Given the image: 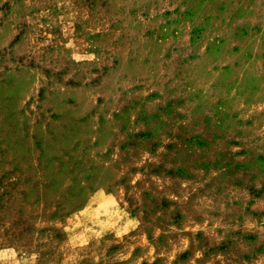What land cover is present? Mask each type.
I'll return each instance as SVG.
<instances>
[{
  "label": "rangeland",
  "instance_id": "374dc122",
  "mask_svg": "<svg viewBox=\"0 0 264 264\" xmlns=\"http://www.w3.org/2000/svg\"><path fill=\"white\" fill-rule=\"evenodd\" d=\"M0 264H264V0H0Z\"/></svg>",
  "mask_w": 264,
  "mask_h": 264
}]
</instances>
